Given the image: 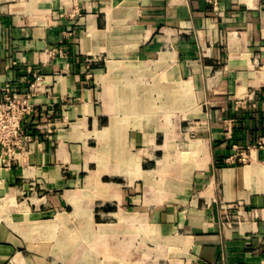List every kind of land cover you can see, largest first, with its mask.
Masks as SVG:
<instances>
[{"label": "crops", "instance_id": "1", "mask_svg": "<svg viewBox=\"0 0 264 264\" xmlns=\"http://www.w3.org/2000/svg\"><path fill=\"white\" fill-rule=\"evenodd\" d=\"M215 1L0 0V264H264V0Z\"/></svg>", "mask_w": 264, "mask_h": 264}, {"label": "built area", "instance_id": "2", "mask_svg": "<svg viewBox=\"0 0 264 264\" xmlns=\"http://www.w3.org/2000/svg\"><path fill=\"white\" fill-rule=\"evenodd\" d=\"M212 2L213 7L217 9L215 0ZM0 149L1 155L10 154L13 148H22L26 141L31 139V135L24 131L23 123L26 114L30 110L28 102L31 92H26L22 95L11 85L5 82L0 88ZM264 95V90H262ZM256 100L254 91H250L242 97H239L235 103V107H243L246 104H253ZM264 143V136H260L258 146ZM248 156L242 151L231 153L225 158L227 163H244ZM4 164L9 162L2 158Z\"/></svg>", "mask_w": 264, "mask_h": 264}, {"label": "bare ground", "instance_id": "3", "mask_svg": "<svg viewBox=\"0 0 264 264\" xmlns=\"http://www.w3.org/2000/svg\"><path fill=\"white\" fill-rule=\"evenodd\" d=\"M57 218V217H56ZM55 220V219H54ZM90 233V232H89ZM48 235V234H47ZM80 247V246H79ZM78 248V247H77ZM75 251V250H74ZM74 254V253H73Z\"/></svg>", "mask_w": 264, "mask_h": 264}]
</instances>
